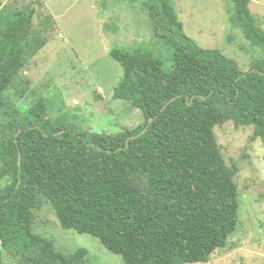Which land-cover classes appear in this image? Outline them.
I'll return each instance as SVG.
<instances>
[{
    "label": "trees",
    "instance_id": "trees-1",
    "mask_svg": "<svg viewBox=\"0 0 264 264\" xmlns=\"http://www.w3.org/2000/svg\"><path fill=\"white\" fill-rule=\"evenodd\" d=\"M232 2V27L263 53L247 72L188 37L173 0L143 4L172 67L148 50L111 51L123 69L113 100L130 102L144 121L106 134L68 127L43 100L26 109L6 96L55 20L36 30L37 9L0 0V264L5 252L21 264H86L87 249L65 254L35 232L43 203L64 230L97 237L124 264H207L228 246L239 168L227 164L215 128L253 127L264 141V30L250 0Z\"/></svg>",
    "mask_w": 264,
    "mask_h": 264
},
{
    "label": "rangeland",
    "instance_id": "rangeland-1",
    "mask_svg": "<svg viewBox=\"0 0 264 264\" xmlns=\"http://www.w3.org/2000/svg\"><path fill=\"white\" fill-rule=\"evenodd\" d=\"M37 9L34 27L51 15L54 28L48 44L22 69L17 85L6 96L28 109L43 100L52 113L75 130L117 134L144 121L130 102L113 100L123 69L110 56L114 48L153 52L170 70L171 52L156 42L144 11L147 0H1ZM250 9L264 30V0H250ZM185 33L204 49H215L234 59L243 72L263 57L262 51L234 29L232 0H173ZM19 91H25L24 96ZM229 166L239 168L236 183L241 204L239 224L228 246L212 254L207 264H264V141L253 139L254 128L237 129L232 123L215 128ZM6 182H1L4 186ZM35 232L55 240L65 254L87 249L86 264H124L90 234L66 231L49 203L34 211ZM5 264H21L4 254ZM203 264V263H198Z\"/></svg>",
    "mask_w": 264,
    "mask_h": 264
},
{
    "label": "water",
    "instance_id": "water-1",
    "mask_svg": "<svg viewBox=\"0 0 264 264\" xmlns=\"http://www.w3.org/2000/svg\"><path fill=\"white\" fill-rule=\"evenodd\" d=\"M176 99H177V98H174V99H172L169 103H167V104L165 105L164 109H165L170 103L174 102ZM145 131H146V130H145ZM145 131H144L143 133H145ZM143 133H142V134H143ZM142 134H140V135H138V136H134V137H132V138H130V139H135V138H137V137H140ZM130 139L127 141V143L130 141Z\"/></svg>",
    "mask_w": 264,
    "mask_h": 264
}]
</instances>
